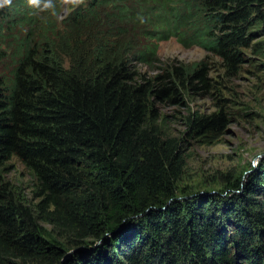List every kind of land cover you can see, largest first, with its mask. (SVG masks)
Wrapping results in <instances>:
<instances>
[{"label":"trees","instance_id":"trees-1","mask_svg":"<svg viewBox=\"0 0 264 264\" xmlns=\"http://www.w3.org/2000/svg\"><path fill=\"white\" fill-rule=\"evenodd\" d=\"M59 14L0 8V264H61V241L84 246L63 264H264V171L239 200L175 199L186 138L227 118L191 113L177 137L163 112L212 88L211 58L238 73L264 0H87ZM170 38L205 55L163 61ZM12 157L29 199L2 173Z\"/></svg>","mask_w":264,"mask_h":264},{"label":"rangeland","instance_id":"rangeland-1","mask_svg":"<svg viewBox=\"0 0 264 264\" xmlns=\"http://www.w3.org/2000/svg\"><path fill=\"white\" fill-rule=\"evenodd\" d=\"M70 8H60L59 21ZM158 45V56L163 61L177 60L191 64L205 55L201 48L182 47L174 38L161 41ZM242 52L244 60L236 75L227 76L217 60L211 58L212 88L206 93L192 95L183 109L173 107L163 110L168 115L165 121L167 128L177 137L185 136V116L191 113L221 110L227 118V124L220 131L193 134L186 138L183 150L186 165L175 193V199L179 201H194L206 194L213 197L204 200L206 207L222 200L228 202L230 196L239 200L247 195L246 187H254L255 177L264 171V33L255 34L250 46ZM2 173L16 198L29 199L33 177L15 157L5 164ZM236 181L239 188L228 186ZM263 187L264 183L258 188ZM253 197L262 200L264 190ZM44 226L49 229L48 225ZM87 241L93 242L92 247L97 249L103 244V241L94 239ZM61 245L66 251L76 249L62 241Z\"/></svg>","mask_w":264,"mask_h":264},{"label":"clouds","instance_id":"clouds-1","mask_svg":"<svg viewBox=\"0 0 264 264\" xmlns=\"http://www.w3.org/2000/svg\"><path fill=\"white\" fill-rule=\"evenodd\" d=\"M12 0H0V8L11 6ZM83 0H26V5L36 13L52 11L57 8L68 9L78 6Z\"/></svg>","mask_w":264,"mask_h":264},{"label":"water","instance_id":"water-1","mask_svg":"<svg viewBox=\"0 0 264 264\" xmlns=\"http://www.w3.org/2000/svg\"><path fill=\"white\" fill-rule=\"evenodd\" d=\"M78 249H80V248H76V249H72V250L67 251V252L65 253V255L62 257V259H61V264H63V263L65 262V260H66L67 258H69L70 255H71L72 253H74L75 251H77Z\"/></svg>","mask_w":264,"mask_h":264}]
</instances>
